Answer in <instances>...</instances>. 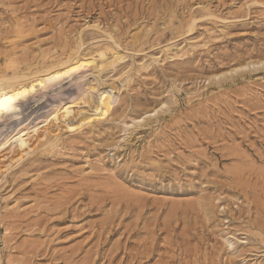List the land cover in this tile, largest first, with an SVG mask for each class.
<instances>
[{
	"label": "rangeland",
	"instance_id": "obj_1",
	"mask_svg": "<svg viewBox=\"0 0 264 264\" xmlns=\"http://www.w3.org/2000/svg\"><path fill=\"white\" fill-rule=\"evenodd\" d=\"M76 51L121 91L0 180V264H264V0H0V73Z\"/></svg>",
	"mask_w": 264,
	"mask_h": 264
},
{
	"label": "bare ground",
	"instance_id": "obj_2",
	"mask_svg": "<svg viewBox=\"0 0 264 264\" xmlns=\"http://www.w3.org/2000/svg\"><path fill=\"white\" fill-rule=\"evenodd\" d=\"M78 53L79 52L76 51L74 55H68L62 59L55 60V62L52 61L49 64L45 63V66L30 69L26 72L16 67L11 75L0 73V101L11 97V107L13 108L12 112H5L0 109V137L3 135V127H10L20 120L24 122L35 112L37 113L41 108L40 106L49 101V98H44L50 88H58L53 91L55 95L60 92V88L63 84L71 86L77 80L80 81V79L83 80V78L89 76L88 82L84 85L87 87L86 89H88V91L86 97L83 99L82 106H80L76 100L74 103L63 105L62 108L59 106L61 109L60 111L58 109H53L51 117L55 132H52L49 120L40 127L35 126L32 133L28 134V139L25 137L26 133H24V130H19L11 136L12 148L15 149L14 152H16V154L0 162V180L15 166V164L23 159V157L31 153L33 154L40 140H43V144H48L50 146L55 145L62 134L79 133L83 129L92 126L94 123L105 120L111 114L118 93L117 89L120 90L116 86L117 83L115 84L116 81L114 82V79H111L110 82V80H107V77H104L102 72L105 71V67L99 64L95 58L90 59L87 58L89 55L85 57L83 54L81 55ZM48 61H50V59ZM98 86L100 89H98ZM121 86L122 83L120 84V87ZM67 96H69V94ZM83 97L81 96V98ZM36 102L39 103L36 104ZM153 110L156 111L157 109L152 108V111ZM152 111L149 112L151 113ZM11 151V153H13V150Z\"/></svg>",
	"mask_w": 264,
	"mask_h": 264
},
{
	"label": "snow or ice",
	"instance_id": "obj_3",
	"mask_svg": "<svg viewBox=\"0 0 264 264\" xmlns=\"http://www.w3.org/2000/svg\"><path fill=\"white\" fill-rule=\"evenodd\" d=\"M262 67H264V65H261ZM12 104V98L8 97L5 100L0 101V109H2L5 112H12L13 108L11 107ZM153 115H155V113H153Z\"/></svg>",
	"mask_w": 264,
	"mask_h": 264
}]
</instances>
